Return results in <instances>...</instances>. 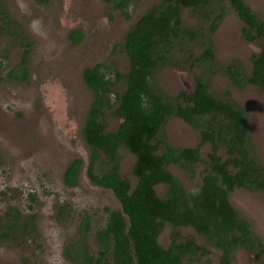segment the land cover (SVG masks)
Returning <instances> with one entry per match:
<instances>
[{
	"label": "trees",
	"instance_id": "1",
	"mask_svg": "<svg viewBox=\"0 0 264 264\" xmlns=\"http://www.w3.org/2000/svg\"><path fill=\"white\" fill-rule=\"evenodd\" d=\"M6 1L0 0V37L5 35L12 48L20 47L21 58L0 81L29 82L35 42ZM107 1L131 19L127 9L132 0ZM228 9L243 21L242 38L260 48L249 64L239 59L223 63L216 56L214 35ZM69 37L80 43L83 32L73 30ZM118 46L129 61L127 72L115 67L108 76L105 63L83 72L93 98L81 135L89 152V181L111 190L120 206H105L106 221L95 230L85 211L76 234L65 244V259L70 264H234L236 252L244 248L264 264V238L230 199L237 188L264 193V164L250 133L249 112L229 88L221 96L211 88L216 74L238 89L264 88V19L246 0H160L135 21ZM167 66L199 70L194 73L195 88L167 93L156 79ZM110 117L120 120L111 130ZM173 117L200 132L197 146L178 145L166 136ZM206 144L210 150L202 156ZM122 149L135 158L134 181L122 174ZM83 166L81 157L67 165V187L80 186ZM172 167L184 171L192 187H186ZM160 186L165 187L162 194ZM36 220V213L9 207L0 219V243L25 241L38 232ZM167 228L170 243L163 246L160 236ZM211 248L219 250L215 263Z\"/></svg>",
	"mask_w": 264,
	"mask_h": 264
},
{
	"label": "rangeland",
	"instance_id": "2",
	"mask_svg": "<svg viewBox=\"0 0 264 264\" xmlns=\"http://www.w3.org/2000/svg\"><path fill=\"white\" fill-rule=\"evenodd\" d=\"M38 1H6L10 13L25 27L35 46L28 63L30 81H0V219L12 206L24 213H36L38 232L25 241L0 243V264H70L65 259L64 247L76 234L81 215L85 211L91 215L95 230L106 221L105 206H120L111 190L92 184L86 174L89 152L81 128L93 94L82 74L85 67L98 62L106 64L108 76L114 75L115 67L127 72L129 61L117 44L124 42L135 21L160 0H132L127 9L131 19L122 10L113 9L107 0ZM246 1L264 19V0ZM77 27L85 35L78 45L68 37L70 30ZM241 27L236 13L228 9L214 35L219 61L239 59L249 64L252 54L259 51L256 43L242 38ZM20 50L12 48L5 35L0 37V76H5L20 61ZM198 72L167 66L157 73L156 79L173 96L182 89L193 90L194 73ZM118 88L121 91L124 85ZM211 88L219 96L229 88L248 110L250 133L264 164V88L238 89L223 74L212 78ZM108 121L109 130L120 123L113 117ZM165 134L172 142L185 146H197L201 139L198 130L178 117L170 119ZM209 150L208 144L203 145L202 156ZM121 154L122 174L134 181L135 158L126 149ZM75 157L84 160V167L80 186L70 188L64 184L63 175ZM172 170L186 187H192L184 171L177 167ZM157 190L162 194L165 187ZM230 199L264 238V193L237 188ZM94 230L90 240L95 248ZM169 234L167 228L160 236L163 246L170 243ZM211 250V261L215 263L219 250ZM234 259V264H259L244 248L236 252Z\"/></svg>",
	"mask_w": 264,
	"mask_h": 264
},
{
	"label": "flooded vegetation",
	"instance_id": "3",
	"mask_svg": "<svg viewBox=\"0 0 264 264\" xmlns=\"http://www.w3.org/2000/svg\"><path fill=\"white\" fill-rule=\"evenodd\" d=\"M233 10V9H232ZM234 11V10H233ZM235 13H236V11H234ZM258 13V12H257ZM227 14V13H226ZM259 14V13H258ZM236 15L238 16V14L236 13ZM238 18H239V16H238ZM239 20L241 21V19L239 18ZM242 22V26H243V21H241ZM77 29H79V30H81L80 28H73V29H71L70 30V32H72L73 30H77ZM241 29H242V27H241ZM82 31V30H81ZM69 32V33H70ZM83 32V38H82V41L80 42V43H74L72 40H71V38L69 37V33H68V37H69V39H70V41L72 42V43H74V44H76V45H78V44H81L83 41H84V39H85V35H84V30L82 31ZM125 38H126V36H125ZM35 42V41H34ZM119 44H117V46H118ZM35 46V45H34ZM34 46H33V48H34ZM120 47V46H119ZM32 52V51H31ZM31 55H32V53H31ZM98 63H101V62H98ZM97 64V63H96ZM96 64H94V65H96ZM94 65H92V66H94ZM88 67H90V66H88ZM85 68H87V67H85ZM85 68H84V70H85ZM84 70H83V72H84ZM82 77H83V74H82ZM84 80V79H83ZM20 81V80H19ZM87 86V85H86Z\"/></svg>",
	"mask_w": 264,
	"mask_h": 264
},
{
	"label": "water",
	"instance_id": "4",
	"mask_svg": "<svg viewBox=\"0 0 264 264\" xmlns=\"http://www.w3.org/2000/svg\"><path fill=\"white\" fill-rule=\"evenodd\" d=\"M87 165H88V161H87ZM87 165H86V168H87ZM84 167V166H83Z\"/></svg>",
	"mask_w": 264,
	"mask_h": 264
},
{
	"label": "clouds",
	"instance_id": "5",
	"mask_svg": "<svg viewBox=\"0 0 264 264\" xmlns=\"http://www.w3.org/2000/svg\"><path fill=\"white\" fill-rule=\"evenodd\" d=\"M76 158V157H75Z\"/></svg>",
	"mask_w": 264,
	"mask_h": 264
}]
</instances>
